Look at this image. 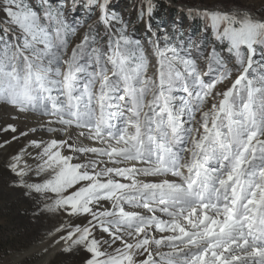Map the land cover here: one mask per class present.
Wrapping results in <instances>:
<instances>
[{
    "label": "snow or ice",
    "instance_id": "snow-or-ice-1",
    "mask_svg": "<svg viewBox=\"0 0 264 264\" xmlns=\"http://www.w3.org/2000/svg\"><path fill=\"white\" fill-rule=\"evenodd\" d=\"M258 5L199 0L165 20L162 0H138L134 19L120 0H0V95L121 145L91 152L146 165L116 170L123 178H176L143 185L192 229H168L177 232L169 246H187L166 264H264V0Z\"/></svg>",
    "mask_w": 264,
    "mask_h": 264
},
{
    "label": "rangeland",
    "instance_id": "rangeland-1",
    "mask_svg": "<svg viewBox=\"0 0 264 264\" xmlns=\"http://www.w3.org/2000/svg\"><path fill=\"white\" fill-rule=\"evenodd\" d=\"M171 1L162 0L161 19L175 17L173 9L182 3H199ZM239 2L259 6V0ZM137 3L120 0V8L134 19ZM155 68L153 57L148 74L154 75ZM55 120V116L22 108L13 96L0 95V264H43L56 247L47 264H85L89 261L85 249L94 253L91 264H166L169 259L179 260L173 254L186 248L187 242L169 246L177 232L168 229L179 225L191 231V226L178 209L162 205L151 190L143 188L145 183L176 178L141 172H127L123 178L116 170L146 165L137 159L91 152L88 149L111 150L121 145L94 141L87 129L53 123ZM9 125L16 131H4ZM42 128L53 131L39 130ZM67 130H75V139L65 136ZM53 140L59 143L52 145ZM183 157L187 159L189 154L184 152ZM119 184L127 187L118 188Z\"/></svg>",
    "mask_w": 264,
    "mask_h": 264
},
{
    "label": "bare ground",
    "instance_id": "bare-ground-1",
    "mask_svg": "<svg viewBox=\"0 0 264 264\" xmlns=\"http://www.w3.org/2000/svg\"><path fill=\"white\" fill-rule=\"evenodd\" d=\"M28 119V118H27ZM24 120V119H23ZM33 120V119H32ZM28 121V120H27ZM42 121V120H41ZM40 121V122H41ZM44 121V120H43ZM34 123V122H33ZM47 122H45V124L44 125H46L47 127H49L47 124H46ZM28 126H29V124H28ZM46 128V127H45ZM65 128V127H64ZM75 131V130H74ZM74 131H72V130H67L66 132H65V136L67 135H69V137L70 136H72L73 138H74ZM59 132H61V131H59ZM57 133V132H56ZM76 133V132H75ZM36 134H40V133H36ZM58 134V133H57ZM56 134V135H57ZM38 136V135H37ZM40 137V136H39ZM44 138V137H43ZM54 138V137H53ZM56 138V137H55ZM67 138V137H66ZM77 138V137H76ZM39 139H41V138H39ZM45 139V138H44ZM72 139V138H71ZM75 139V138H74ZM47 141V140H46ZM10 162V161H9ZM11 164V163H10ZM17 165V164H16ZM20 167V166H19ZM17 169H20V168H17ZM150 179V178H149ZM148 179V180H149ZM61 245V244H60ZM56 248H58V247H56ZM56 248H54V250H52L46 257H45V259H44V261H43V264H47V262H48V260H49V258H50V256L52 255V253L55 251V249ZM86 264V263H85Z\"/></svg>",
    "mask_w": 264,
    "mask_h": 264
},
{
    "label": "water",
    "instance_id": "water-1",
    "mask_svg": "<svg viewBox=\"0 0 264 264\" xmlns=\"http://www.w3.org/2000/svg\"><path fill=\"white\" fill-rule=\"evenodd\" d=\"M171 1V0H170ZM171 3H172V1H171ZM174 4V6H178L177 4H175V3H173Z\"/></svg>",
    "mask_w": 264,
    "mask_h": 264
}]
</instances>
